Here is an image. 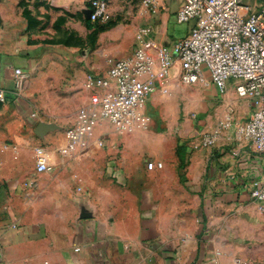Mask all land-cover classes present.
Here are the masks:
<instances>
[{"label": "crops", "instance_id": "1", "mask_svg": "<svg viewBox=\"0 0 264 264\" xmlns=\"http://www.w3.org/2000/svg\"><path fill=\"white\" fill-rule=\"evenodd\" d=\"M178 6L171 0L168 8L175 14ZM87 9V0H26V47L0 11L7 96L0 102V264H264V213L250 196L264 156L234 128L250 105L232 86L220 94L212 83L180 85L174 67L156 81L169 97L154 91L131 130L101 120L87 146L69 150L66 130L103 93L86 88V76L111 64L80 53L93 28ZM110 11L136 19L119 0ZM169 35L161 43L171 44ZM199 104L203 113L212 108L206 122L180 125L179 117ZM157 109L167 114L162 127ZM206 134L214 144L195 148ZM38 147L48 170H38ZM150 161L162 166L150 169Z\"/></svg>", "mask_w": 264, "mask_h": 264}, {"label": "built area", "instance_id": "2", "mask_svg": "<svg viewBox=\"0 0 264 264\" xmlns=\"http://www.w3.org/2000/svg\"><path fill=\"white\" fill-rule=\"evenodd\" d=\"M87 1L93 27L109 18V0ZM159 1L144 0V4L156 13ZM176 1V21L189 25L184 37L171 44L161 43L153 26L147 24L140 28L131 54L114 60L104 74H87L86 88L103 93L81 107L66 130L71 152L90 143L101 120L109 121L118 131L131 130L138 109L156 90V81L169 78L178 66L181 83H212L220 94L232 86L249 102L248 118L237 121L234 128L264 156V0ZM6 99L0 82V102ZM214 142L215 138L206 134L193 146L207 147ZM35 154L38 170H48L44 149L36 148ZM154 166L161 167L162 163L148 162L150 169ZM250 196L264 213V168Z\"/></svg>", "mask_w": 264, "mask_h": 264}, {"label": "rangeland", "instance_id": "3", "mask_svg": "<svg viewBox=\"0 0 264 264\" xmlns=\"http://www.w3.org/2000/svg\"><path fill=\"white\" fill-rule=\"evenodd\" d=\"M112 1L113 0H109V18L106 21L98 22L93 28L89 27L88 34L80 41V53L83 54L87 51L97 63L106 62V65H109L118 57L122 56L124 54L122 49L126 46L131 47L136 42L140 28L147 25L148 21H156V26L153 28L155 36L158 38L159 42H163L162 40L164 39L168 40L167 37L170 34V42L173 43L180 39H174V36L179 37L181 34L186 33L189 28L188 24L178 23L176 21L173 8H168L170 7L171 0L159 1L158 6L160 7L156 13L144 4V0H119L122 6L136 12V19L131 15L127 18L113 16L110 11ZM0 11L4 12L6 16L5 27L7 28V31L10 32L18 42L26 47V0H0ZM165 15L167 17H163ZM166 25L169 26V34L165 30ZM106 65L94 66L104 69ZM162 85L163 82H160L155 92L158 90L162 92L164 98L169 97V93L163 92ZM180 85L187 84L182 83ZM201 85V82H199L194 86L199 87L200 89H206ZM215 90L217 89L213 87V89L208 91L207 94H213ZM240 98L245 100V98ZM184 107L185 103L182 102V112H185ZM203 112H205V105L201 106V104H199L195 109H192L190 115L185 113L182 114V116L179 117L178 123L186 127L190 126L194 128L198 125L201 127L203 123L206 122L208 114L212 112V108H209L206 113ZM153 114L156 116V122H158L161 127L167 123V114L165 111L160 112L159 109H157ZM149 120V118L146 119L147 122ZM177 140L182 144L186 141V139L182 137H178Z\"/></svg>", "mask_w": 264, "mask_h": 264}, {"label": "water", "instance_id": "4", "mask_svg": "<svg viewBox=\"0 0 264 264\" xmlns=\"http://www.w3.org/2000/svg\"><path fill=\"white\" fill-rule=\"evenodd\" d=\"M85 14H86V17H87L88 19H90V18H91V15H92V10H91V9H87V10L85 11Z\"/></svg>", "mask_w": 264, "mask_h": 264}, {"label": "trees", "instance_id": "5", "mask_svg": "<svg viewBox=\"0 0 264 264\" xmlns=\"http://www.w3.org/2000/svg\"><path fill=\"white\" fill-rule=\"evenodd\" d=\"M96 26V25H95Z\"/></svg>", "mask_w": 264, "mask_h": 264}]
</instances>
